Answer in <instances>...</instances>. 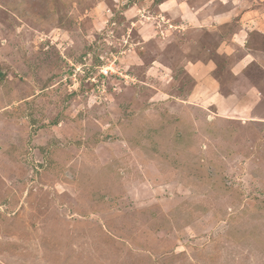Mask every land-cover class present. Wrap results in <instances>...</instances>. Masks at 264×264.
<instances>
[{
    "label": "rangeland",
    "instance_id": "obj_1",
    "mask_svg": "<svg viewBox=\"0 0 264 264\" xmlns=\"http://www.w3.org/2000/svg\"><path fill=\"white\" fill-rule=\"evenodd\" d=\"M0 264H264V0H0Z\"/></svg>",
    "mask_w": 264,
    "mask_h": 264
},
{
    "label": "crops",
    "instance_id": "obj_2",
    "mask_svg": "<svg viewBox=\"0 0 264 264\" xmlns=\"http://www.w3.org/2000/svg\"><path fill=\"white\" fill-rule=\"evenodd\" d=\"M218 16L219 15L217 14L216 18ZM241 27L243 28V30L241 29L240 33L237 32V31H236L237 33H235V34L233 33V36H236V38H237L236 41L238 43H243V40L247 37L246 35H247V31H248L247 29L248 28L246 26H241ZM244 28H245V30H244ZM234 39L235 38H233V41H234ZM246 49L249 51L248 48H246ZM248 51L247 52H244V56L243 57L238 56V58L235 60V64H233V70H232V72L236 76H240V75L244 76L243 71L247 68L248 64L250 62L255 61V60L258 59L257 56H255V53L253 51L252 52H251V50L249 52ZM257 92L258 91H256V93ZM249 93H252L254 95L255 89L250 88L249 89V92L247 94H249ZM259 94H260V92H259Z\"/></svg>",
    "mask_w": 264,
    "mask_h": 264
},
{
    "label": "trees",
    "instance_id": "obj_3",
    "mask_svg": "<svg viewBox=\"0 0 264 264\" xmlns=\"http://www.w3.org/2000/svg\"><path fill=\"white\" fill-rule=\"evenodd\" d=\"M246 46H247V45H246ZM247 48H248V49H252V50L255 49V51H257V50L259 51V48H261V47L257 48V47H250V46H247ZM246 70H247V69H245V71H246ZM230 73H231V74L233 75V77L235 78L236 75L232 72V70L230 71Z\"/></svg>",
    "mask_w": 264,
    "mask_h": 264
}]
</instances>
